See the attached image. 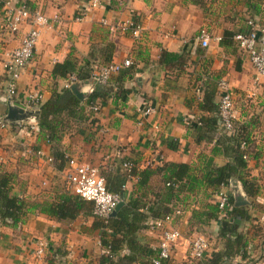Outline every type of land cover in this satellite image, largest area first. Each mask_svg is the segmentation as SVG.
I'll return each instance as SVG.
<instances>
[{
  "label": "crops",
  "instance_id": "1",
  "mask_svg": "<svg viewBox=\"0 0 264 264\" xmlns=\"http://www.w3.org/2000/svg\"><path fill=\"white\" fill-rule=\"evenodd\" d=\"M17 5L18 0L11 1V6ZM26 5L28 18L16 31H10L0 3V121L4 123L0 128V174L10 178L9 197L23 203V216L16 227L0 222V264L102 263V251L95 241L110 235L106 229L94 227L98 221L91 214L58 221L40 212L43 204L65 190L57 168L64 169L69 158L98 168L107 187L113 179H119L124 184L125 200L132 195L136 178L124 180L123 161L136 172L146 163L153 164L150 169L154 175L148 181V190L153 193L160 185L157 169L162 164H187L198 176L208 159L214 167L228 162L227 151L224 153L214 138L198 140L190 125L200 116L197 104L202 92L212 89L217 103L215 90L220 79L226 81L235 105V134L239 129L238 136L246 143L244 172L255 190L247 197L236 180L225 187L229 196L233 198L234 193V200L242 202L234 207L243 208L247 216L235 229L245 249L242 257L235 255L220 264H264V77L255 79L245 53L232 38L220 44L224 32L232 36L245 32L248 20L264 32V0H102L80 22L74 17L85 9L86 0H26ZM33 13L49 20L56 16L58 21H49L40 30L32 58L16 82L13 103L22 106L26 96L36 92L41 96L39 104H43L52 91L64 90V79H53L50 73L55 64L68 58L78 66L87 61L90 72L93 67L119 64L125 59L131 62L129 68L112 75L105 86L92 87L86 80L75 83L82 100L72 95L82 105L95 88L104 96L91 104L97 108L95 112L83 105L86 120H69L67 127L57 131V142H47V134L37 125L30 129L22 124L19 128L20 121L5 120L8 102L2 63L19 45ZM127 18L143 27L140 40L108 32L100 23H119ZM201 29L209 34L206 47L195 40ZM215 37L220 41L215 42ZM164 52L175 57L164 61L160 59ZM143 103L153 113L137 127L135 110ZM220 132L218 138L223 134ZM28 149L42 150L52 163L40 164ZM57 154H63L61 162ZM230 183L236 186L232 188ZM214 194L210 189H199L186 196L183 213L174 224L180 238L173 247L171 264L198 262L188 256V242L195 235L207 239V257L222 251L223 241L217 237L220 218L205 222L200 216L214 203ZM149 221L135 233L133 247L140 251L123 245L113 255L114 262L146 264L154 255L158 234L146 230ZM36 240L46 246L38 259L33 255ZM123 257L128 261H121Z\"/></svg>",
  "mask_w": 264,
  "mask_h": 264
},
{
  "label": "trees",
  "instance_id": "2",
  "mask_svg": "<svg viewBox=\"0 0 264 264\" xmlns=\"http://www.w3.org/2000/svg\"><path fill=\"white\" fill-rule=\"evenodd\" d=\"M232 34L224 32V36L220 44L230 42ZM175 57L168 53H162L160 59L164 61L167 58ZM53 79H66L68 75H73L78 81L87 80L90 75V69L87 61H83L82 65H77L76 61L68 58L61 63L55 64L50 73ZM124 94V93H123ZM104 95L95 88L84 100L83 105L89 106L95 102L97 98ZM68 89L59 92L52 91L51 97L43 104L37 107L34 118L37 127L47 134V142H57L59 136L57 131L63 127H67L68 121L86 120L84 116V107ZM200 116L197 118L198 124L192 123L191 127L197 133V139L209 141L215 139L216 145L226 151L228 162L220 167L211 165L208 159L200 171L198 176L187 164L183 163H166L157 169L159 176V187L156 192H149L148 181L153 170L148 167L143 168L139 172L131 169V176L136 178L134 191L129 199H124L123 192L120 191L121 183L119 179H113L110 187L105 185L109 192L118 193L122 198V206L111 217L102 220L92 215V205L68 191L60 192L56 198L48 204H43L40 212L48 217L58 221H71L78 215H92L98 222L94 223V227L106 229L110 237H102L99 242L101 246V264H117L113 261V255L120 251L123 245H132L135 252L140 249L133 247L135 244V233L143 225L144 222L152 219H160L170 214L178 206H182L186 201V196L198 191L199 189H210L216 192L220 185L227 186L229 181L236 180L244 194L251 197L255 194L254 184L250 182L244 172V152L239 150L240 140L238 131L236 134L229 135L220 125L217 116L216 104L214 102V91L202 92L201 100L197 104ZM218 138L217 134L221 133ZM225 132V133H224ZM58 161H62L63 154L56 155ZM60 170V167L57 168ZM122 176V175H121ZM10 178L7 174H0V222L4 226L16 227L23 216V203L20 199L9 197ZM150 193L147 195V193ZM229 202L232 204L231 210L226 214L225 218L219 219L217 237L223 241V249L220 252H212L208 257L198 261L196 264H220L224 259L231 258L235 255L242 257L245 245L242 243L241 237L236 233V227L240 221L247 216L243 208H235L233 199L229 196ZM205 220H217L218 211L213 203L206 207V210L200 213ZM121 261H128L123 257ZM146 264L149 261L146 260Z\"/></svg>",
  "mask_w": 264,
  "mask_h": 264
},
{
  "label": "built area",
  "instance_id": "3",
  "mask_svg": "<svg viewBox=\"0 0 264 264\" xmlns=\"http://www.w3.org/2000/svg\"><path fill=\"white\" fill-rule=\"evenodd\" d=\"M12 0H0V3L5 8L6 16L8 17V28L10 31H16L18 26L26 21L29 16L26 0H18L19 5L16 7L11 6ZM102 0H86L85 9L78 11V15L74 17L76 22L84 19L86 12L97 8ZM29 28L24 33L19 41V45L13 49L8 55L7 59L2 63V70L6 76V83L4 93L8 104H13L16 98V82L22 70L28 65L32 58L34 46L38 40L40 30L49 25V21L57 22V17L53 16L50 20L39 13H33L30 17ZM108 32H118L120 34H127L134 41L140 40L143 34V27L131 18L122 20L119 23H108L105 20L100 21ZM245 32H237L232 36V40L237 47L242 50L247 61L254 72L255 79L264 77V32L256 29L254 24L248 20L245 22ZM209 34L206 30L201 29L195 40L201 47H206L209 41ZM215 42H219L220 38L215 37ZM131 62L127 59L122 60L119 64H106L99 67H93L88 79L86 80L90 86H105L109 78L117 74L121 69L129 68ZM79 81L73 76L68 75L64 79L63 88L68 89L72 84ZM91 91V89H89ZM217 103L216 110L221 128L229 135L235 134V111L232 104L231 93L225 80H218L216 82L215 90ZM41 96L32 92L28 94L25 101L21 103L24 111L35 112L39 106ZM88 111L95 112L96 107L89 105ZM137 115L136 126L141 127L146 117L153 113V109L147 104L143 103L136 108ZM23 122V123H21ZM198 124L197 120L193 121ZM22 124L33 129L36 126L34 118H29L25 121H20L18 127L21 128ZM188 124V122L186 123ZM4 127V123L0 121V128ZM100 131V130H99ZM247 146L244 141H240L239 150L244 152ZM32 154L37 162L40 164H51L52 158L42 150H27ZM1 161V158H0ZM153 164L146 163V167L150 168ZM121 169L124 180L132 179L131 169L132 166L129 162L123 161ZM61 179L63 187L73 196L89 202L92 205V215L105 220L109 217L111 211L115 206L122 202V198L118 193L109 192L106 190L103 178L99 175L98 168L77 162L74 159H67L66 167L61 170ZM121 192H124V184L121 185ZM214 204L218 211V217L225 218L226 214L231 210L232 204L229 202V194L225 186L220 185L214 194ZM183 213L181 206H178L170 214H167L160 219H152L145 228L148 232L157 233L158 239L156 246L153 248L154 255L149 257L150 264H171V254L176 241L180 238V232L175 227V222ZM97 247L101 249L99 240L95 241ZM45 243L42 240L34 242L33 255L35 258H40L44 254ZM208 242L207 239L201 235L192 236L188 242V256L193 261H200L207 257ZM55 264V263H54Z\"/></svg>",
  "mask_w": 264,
  "mask_h": 264
},
{
  "label": "water",
  "instance_id": "4",
  "mask_svg": "<svg viewBox=\"0 0 264 264\" xmlns=\"http://www.w3.org/2000/svg\"><path fill=\"white\" fill-rule=\"evenodd\" d=\"M69 91L71 93L74 94V96L78 99V100H82V95L80 93H78L75 89V84H72L69 87ZM34 113L35 112H27L24 111V108L20 105H17L15 103L13 104H8L7 110H6V114H5V120L6 121H10V122H14V121H25L29 118H34ZM35 119V118H34ZM236 186L235 183H230V187L234 188ZM233 194V206H238L240 204H242V202H240L239 198H236L234 200V193ZM122 206V202H119L115 208L111 211L109 217L113 216L115 214V212Z\"/></svg>",
  "mask_w": 264,
  "mask_h": 264
},
{
  "label": "rangeland",
  "instance_id": "5",
  "mask_svg": "<svg viewBox=\"0 0 264 264\" xmlns=\"http://www.w3.org/2000/svg\"><path fill=\"white\" fill-rule=\"evenodd\" d=\"M233 108L235 109V105H233Z\"/></svg>",
  "mask_w": 264,
  "mask_h": 264
}]
</instances>
